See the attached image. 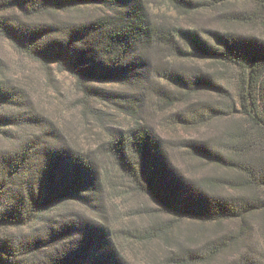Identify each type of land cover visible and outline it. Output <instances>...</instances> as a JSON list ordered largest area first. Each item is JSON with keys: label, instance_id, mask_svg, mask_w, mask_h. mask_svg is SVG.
Instances as JSON below:
<instances>
[{"label": "trees", "instance_id": "trees-1", "mask_svg": "<svg viewBox=\"0 0 264 264\" xmlns=\"http://www.w3.org/2000/svg\"><path fill=\"white\" fill-rule=\"evenodd\" d=\"M161 1L0 0L1 47L36 65L47 85L70 76L84 122L101 121L94 149L74 144L0 56V264H264V0ZM207 18L252 31L202 25ZM197 62L232 81L187 65ZM206 94L220 102L202 106ZM152 101L160 111L201 103L182 124L226 120L225 150L179 144L210 166L205 175L173 165V143L146 118ZM107 190L145 199L136 212L146 227L109 225ZM127 245L141 260L127 258Z\"/></svg>", "mask_w": 264, "mask_h": 264}, {"label": "rangeland", "instance_id": "rangeland-1", "mask_svg": "<svg viewBox=\"0 0 264 264\" xmlns=\"http://www.w3.org/2000/svg\"><path fill=\"white\" fill-rule=\"evenodd\" d=\"M150 1L151 3H163L161 0ZM235 8L237 10H242L241 5H237ZM173 20L175 21V19ZM208 21V24L202 25L220 27L223 28L222 31L238 32L241 35L244 33L251 34L250 32L252 31L250 30V27L235 25L232 23H221L212 18H209ZM6 48L7 47L5 46L1 47L0 44V56L4 59V62L10 69L9 74L13 77V80L16 81V83H18L19 79H22V81L25 82L24 88L27 90L29 98L33 101L34 106L40 112L45 111L46 113L44 114L47 116V119H50L59 126H63L65 131L69 128L70 131L68 132V138L74 144L83 148L94 149L96 147L95 142L101 137L93 132V127L100 124L101 121L90 119L89 121L92 126L84 122V118L80 113V107L76 106V102L81 96L76 91L74 80L67 74H61L56 75V79L51 82V84L47 85L36 65L22 61ZM18 65L21 66L18 67ZM187 65L192 68L199 67L204 72L216 73L217 78L220 81L228 83L232 81V73L220 66L216 69L213 68L214 65L212 64L201 62L188 63ZM231 89L235 91L233 85ZM201 98L202 104H190L191 102H185L177 104L175 107L167 109L166 111H160L158 108H155V101H152L153 103L150 102L151 104H148V106L151 107L150 112L148 111L150 114L148 112L146 113L147 120L155 127L157 133L166 142L173 143L170 146L171 149H169L173 165L177 167L185 177L196 180L205 175L208 170H210V166L202 164L188 156L185 151L179 149L182 148L179 144L185 143L186 141L201 139L202 142H206L217 151L225 150V143L222 145L219 139L223 137L226 138L227 126L226 120L221 121L218 119H214L204 126H197L192 122L182 124L179 121V117L187 119L191 113L195 111L194 106L201 104L202 106L214 107L220 102L218 97L211 94L203 95ZM114 116V118H109L108 115L101 117L107 125H112L117 128H119L120 125L126 127L127 120L125 118L117 117L116 115ZM224 117L227 118V120L230 118L228 115ZM103 164L106 167V171H109L112 168L107 160L103 161ZM113 178V186L116 191H120L124 184L122 177L114 172ZM105 194L107 200L111 199V209L107 207L106 210L108 212L106 218L109 225L113 223L115 227H118L119 223L122 225L128 223V228L125 229L126 231H140L146 227V224L148 223L146 218L144 215L139 216L136 212L137 209H141L142 205H146L145 199L132 196L130 198L115 200L111 198V196L113 197L114 195L113 190H107ZM114 205L116 207H114ZM73 208L77 209L75 210L76 213H83L82 216L91 215L83 208L76 206H73ZM117 235L120 236L123 235V233L120 232V234ZM118 243L126 244L127 242L125 240H122V242L119 240ZM123 247L125 248V245H123ZM159 249H161L160 246L158 247V250ZM133 252H135V254ZM124 253L128 259L133 260L134 262H137V258L141 260V257L137 255V250L135 248L131 249L128 245L126 246V249H124ZM157 263L160 264V261H157L154 264Z\"/></svg>", "mask_w": 264, "mask_h": 264}]
</instances>
